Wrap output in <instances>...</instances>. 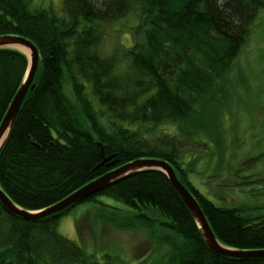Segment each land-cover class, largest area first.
<instances>
[{"label":"trees","instance_id":"obj_1","mask_svg":"<svg viewBox=\"0 0 264 264\" xmlns=\"http://www.w3.org/2000/svg\"><path fill=\"white\" fill-rule=\"evenodd\" d=\"M260 10L264 0H63L59 16L31 10L27 0H0V37L26 38L40 56L34 88L0 150L1 189L20 208L39 211L124 164L163 159L222 245L264 250V216H250L242 205L217 207L187 179L181 161L194 155H183L184 145L207 148L216 137L201 133L217 132L235 83L232 69ZM129 13L136 20L132 44L103 54L104 25ZM27 66L20 50L0 49V123ZM86 202L94 203L90 214L102 218L101 226L143 236L149 253L133 264H264V258L210 250L157 169L36 221L11 215L0 202V264H107L56 229L62 216ZM83 219L78 231L83 221L96 227Z\"/></svg>","mask_w":264,"mask_h":264},{"label":"rangeland","instance_id":"obj_2","mask_svg":"<svg viewBox=\"0 0 264 264\" xmlns=\"http://www.w3.org/2000/svg\"><path fill=\"white\" fill-rule=\"evenodd\" d=\"M27 2L31 10L47 9L59 16L64 14L63 0ZM135 21L129 13L104 25L99 50L111 55L114 48L118 54L127 49L133 42L131 28ZM232 71L235 83L219 115L217 132L208 129V134L201 133L211 139L216 136L213 139L217 140L208 141L207 148L184 145L183 155L199 156L183 157L181 161L188 167L187 179L217 207L242 205L246 214L261 217L264 216V10L259 11ZM93 204L81 203L71 209L60 218L57 231L86 252L94 251L97 260L103 259L107 264H133L148 255V243L143 236L101 226L102 218L90 214ZM82 218L96 222V227L83 221L78 231V220Z\"/></svg>","mask_w":264,"mask_h":264},{"label":"water","instance_id":"obj_3","mask_svg":"<svg viewBox=\"0 0 264 264\" xmlns=\"http://www.w3.org/2000/svg\"><path fill=\"white\" fill-rule=\"evenodd\" d=\"M1 48H14L22 51L28 59V66L24 80L19 86L5 113L3 120L0 123V150L9 131L12 128L14 120L28 91L34 88L33 80L40 62V56L36 46L26 38L12 35L0 37V49ZM20 48L25 49L27 52H24ZM108 159H110V157L105 158L103 162L107 161ZM148 169L161 170L166 174L176 194L189 210L201 233L202 238L210 250L218 255L227 257L264 258V250L240 251L222 245L210 228L205 214L194 195L191 193L189 188L178 179L173 166L168 161L163 159L143 158L124 164L85 184L64 198L62 201L39 211H28L20 208L10 200L1 187L0 202L11 215L24 218L28 221H36L55 214L61 210H65L70 206L77 204L81 200L100 192L108 186H111L135 173Z\"/></svg>","mask_w":264,"mask_h":264},{"label":"bare ground","instance_id":"obj_4","mask_svg":"<svg viewBox=\"0 0 264 264\" xmlns=\"http://www.w3.org/2000/svg\"><path fill=\"white\" fill-rule=\"evenodd\" d=\"M21 50H23L24 52H27L25 49H23V48H20Z\"/></svg>","mask_w":264,"mask_h":264}]
</instances>
